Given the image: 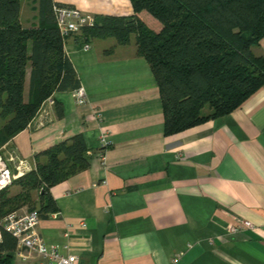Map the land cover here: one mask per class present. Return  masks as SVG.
Masks as SVG:
<instances>
[{
  "label": "crops",
  "instance_id": "crops-1",
  "mask_svg": "<svg viewBox=\"0 0 264 264\" xmlns=\"http://www.w3.org/2000/svg\"><path fill=\"white\" fill-rule=\"evenodd\" d=\"M31 1L26 28L38 24ZM53 2L98 19L134 15L130 0ZM138 16L162 29L146 11ZM64 50L88 103L55 94L63 116L42 110L7 146L32 170L37 154L79 133L94 154L86 171L51 189L59 211L41 218L44 242L77 256L74 264H264V87L229 115L165 136L160 90L134 40L120 46L80 33ZM253 51L264 54V38ZM29 84L30 70L26 93ZM243 222L252 227L229 231ZM23 253L13 264L45 261Z\"/></svg>",
  "mask_w": 264,
  "mask_h": 264
},
{
  "label": "trees",
  "instance_id": "trees-1",
  "mask_svg": "<svg viewBox=\"0 0 264 264\" xmlns=\"http://www.w3.org/2000/svg\"><path fill=\"white\" fill-rule=\"evenodd\" d=\"M23 0H0V149L39 114L57 93L81 86L64 50L53 0H38V24L20 20ZM134 15L96 18L83 30L85 41L112 38L146 59L160 90L165 136L182 133L231 114L264 87V54L254 47L264 38V0H130ZM146 11L162 29L138 16ZM30 84L26 93L27 76ZM56 113L63 116L60 102ZM209 112L204 114V110ZM9 150V149H8ZM82 133L36 155L35 169L16 178L1 194L0 218L26 208L41 218L59 211L51 189L86 171L93 157ZM17 239L2 231L0 264H13Z\"/></svg>",
  "mask_w": 264,
  "mask_h": 264
},
{
  "label": "built area",
  "instance_id": "built-area-1",
  "mask_svg": "<svg viewBox=\"0 0 264 264\" xmlns=\"http://www.w3.org/2000/svg\"><path fill=\"white\" fill-rule=\"evenodd\" d=\"M56 25L60 35L65 40L66 38L77 35L83 32L86 28H93L96 25V18L94 15L85 13L77 8L70 6L54 5L53 8ZM86 49L91 48V45L84 44ZM72 97L79 105L88 103V96L84 88L71 92ZM56 100L53 97L45 102V106L41 108L40 112L47 115L49 108L55 107ZM39 112V113H40ZM101 153L100 158L104 159L103 151L109 145V142L102 136L100 137ZM88 154L93 157V153L88 151ZM32 169L28 163L19 158L14 152L8 155L0 153V204L1 194L10 186L14 180L23 176L25 173ZM17 171L19 176H15L14 172ZM41 222V217L37 211H28L26 208L12 211L5 217L0 218V242L2 241V231L5 230L12 234L17 239V249L15 257L24 258V250L30 254L37 255L45 261L42 264H74L78 259L73 254L64 255L56 246H48L38 233V226ZM243 227H252L249 222H243L239 228H229V231H236Z\"/></svg>",
  "mask_w": 264,
  "mask_h": 264
},
{
  "label": "rangeland",
  "instance_id": "rangeland-1",
  "mask_svg": "<svg viewBox=\"0 0 264 264\" xmlns=\"http://www.w3.org/2000/svg\"><path fill=\"white\" fill-rule=\"evenodd\" d=\"M22 12H21V17H20V20L22 22V24L24 26H27V22H31L33 21V17H34V13H33V9H32V1L31 0H23L22 1ZM24 9V11H23ZM209 112L208 109L204 110V114H207ZM4 125V121L2 120L1 118V110H0V128ZM0 153L4 154V155H8L10 153L9 150L5 149V147L1 148L0 149ZM12 187V186H11ZM10 187V188H11ZM18 189L17 188H14L12 187V191L11 192H15L17 191Z\"/></svg>",
  "mask_w": 264,
  "mask_h": 264
},
{
  "label": "water",
  "instance_id": "water-1",
  "mask_svg": "<svg viewBox=\"0 0 264 264\" xmlns=\"http://www.w3.org/2000/svg\"><path fill=\"white\" fill-rule=\"evenodd\" d=\"M15 176H19V173L17 171L14 172Z\"/></svg>",
  "mask_w": 264,
  "mask_h": 264
},
{
  "label": "bare ground",
  "instance_id": "bare-ground-1",
  "mask_svg": "<svg viewBox=\"0 0 264 264\" xmlns=\"http://www.w3.org/2000/svg\"><path fill=\"white\" fill-rule=\"evenodd\" d=\"M42 107H44V104H43V106Z\"/></svg>",
  "mask_w": 264,
  "mask_h": 264
}]
</instances>
